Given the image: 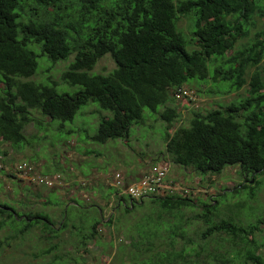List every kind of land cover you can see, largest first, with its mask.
<instances>
[{
    "label": "trees",
    "instance_id": "1",
    "mask_svg": "<svg viewBox=\"0 0 264 264\" xmlns=\"http://www.w3.org/2000/svg\"><path fill=\"white\" fill-rule=\"evenodd\" d=\"M190 16L195 30L187 40L178 23ZM256 18L264 21V0H0V139L17 147L26 140L27 125L40 121L34 111L46 120L72 121L81 106L94 101L112 117L101 118L92 139L102 144L125 140L133 124L145 122L144 109L157 113L165 106L160 118L168 125L165 148L173 164L202 176L238 166L242 177L254 181L242 187L253 199L260 184L256 176L264 175V28L255 29ZM194 42L196 48L188 51ZM105 55L116 68L108 75L89 73ZM70 56L74 60L62 79L80 86L76 93L59 94L54 82L23 80L35 75L38 59L57 63ZM192 80L235 90L247 86L248 93L206 114L193 112L188 126L170 135L179 113L168 103ZM125 197L116 195L117 214L108 218L96 201L84 199L82 206L73 199L65 204L58 224L48 215L19 213L3 204L0 218L7 220L2 218L0 226L10 222L13 238L18 237L16 229L24 234L35 226L57 238L43 253L53 254L48 264H86L80 253H88L87 245L100 240L99 227L119 225L126 242L118 247L109 243V264H193L190 257L217 235L234 246L222 257L224 264H264L256 239L264 218L249 224L231 216L215 221L207 210L197 216L205 225L202 246L187 239L182 223L162 217L163 212L174 217L192 207L189 197L132 202ZM103 199L110 202V194ZM138 209L144 214L140 227H127ZM17 223L25 225L18 228ZM65 231L67 239L62 237Z\"/></svg>",
    "mask_w": 264,
    "mask_h": 264
},
{
    "label": "rangeland",
    "instance_id": "2",
    "mask_svg": "<svg viewBox=\"0 0 264 264\" xmlns=\"http://www.w3.org/2000/svg\"><path fill=\"white\" fill-rule=\"evenodd\" d=\"M25 12L29 13V7L25 8ZM256 20L255 29H263L264 21L258 18ZM178 26L187 40H192L191 33L195 30L194 18L182 17ZM193 44L188 51L196 48L195 42ZM73 60L74 56H70L66 60L53 63L47 58H40L35 75L23 80L44 85H51L54 82L59 94L72 95L81 87L70 86L64 82L62 73ZM115 68L112 58L105 55L89 73L108 75ZM185 87L192 91V97L175 99L168 103L179 113L178 119L169 130L170 135L178 128L188 126L193 112L206 114L211 110L225 107L247 96L248 93L247 86L235 90L227 84L215 85L211 81L201 83L192 80ZM164 109L165 106H159L157 113L144 109L145 122L133 124L127 139L109 140L104 144L95 142L92 136L95 135L101 118L104 116L111 118L112 113L103 110L97 102L90 101L81 106L74 119L65 122L46 120L34 111V116L40 121L27 125L24 142L14 147L0 139V205L12 206L19 213L45 214L58 224L65 204H71V200L78 199V203L85 206V202L90 199L102 205L103 216L108 218L117 214L116 193L110 185L114 172H121L126 181H130L138 174L148 171L152 165L163 164L169 168V179L177 186L187 189L189 194L184 197H189L194 203L192 207L182 208L174 217L165 212L162 213V217L169 223H182L186 229L187 239L194 243L204 245L201 233L205 225L197 216L207 213V210H210V215L215 221L231 216L244 224H249L264 218V175L256 176L260 184L256 196L250 199L249 189L242 187L254 185V181L251 180V176L242 177L238 166L226 167L220 174L202 176L189 167L173 164L165 148V127L168 125L160 118V113ZM19 165L31 167V170L27 171L28 175L17 171ZM46 177H58L57 183H60L54 188H47L38 183L39 178ZM108 194L110 202L103 199ZM143 215V211L139 209L134 215H127L131 222L127 227L130 228L131 225L140 227L139 222ZM2 218L7 220L6 216ZM17 224L18 228L25 225ZM119 228L120 225L111 228L99 227L100 240L87 245L88 253L85 251L80 253L86 264L112 262L113 255L108 256L107 253L113 252L109 243L112 242L118 247L120 243L126 242ZM16 230L18 237L13 238L12 235L15 233L10 222L0 226V264H48L53 254L46 256L43 253L51 245L58 243V239L55 237L51 239L48 234L41 233L42 230L38 226L24 234H19V229ZM67 235L68 231H65L62 237L67 239ZM256 239L260 244L259 253L264 258V224L262 232ZM177 240L179 243L182 241L181 238ZM208 240L210 243L204 251L190 257L192 263L224 264L222 257L228 251H233V244L229 239L223 240L219 235L209 237ZM99 241H102L101 246L98 244ZM80 264L84 262L81 261Z\"/></svg>",
    "mask_w": 264,
    "mask_h": 264
},
{
    "label": "built area",
    "instance_id": "3",
    "mask_svg": "<svg viewBox=\"0 0 264 264\" xmlns=\"http://www.w3.org/2000/svg\"><path fill=\"white\" fill-rule=\"evenodd\" d=\"M175 97L178 100H183L192 97V93L186 88H180L176 91ZM31 167L19 165L18 172H24L28 175ZM31 174V173H29ZM169 168L167 165L156 164L152 165L148 171L143 173L138 180L126 181L121 172H114L110 185L117 192V196H126L132 201H139L141 199L158 196L168 197L173 195L186 196L189 194L188 190L181 188L175 184L174 181L169 179ZM58 177L54 178H39L38 183L46 186L47 188H54L57 183Z\"/></svg>",
    "mask_w": 264,
    "mask_h": 264
},
{
    "label": "crops",
    "instance_id": "4",
    "mask_svg": "<svg viewBox=\"0 0 264 264\" xmlns=\"http://www.w3.org/2000/svg\"><path fill=\"white\" fill-rule=\"evenodd\" d=\"M138 177H139V174H138ZM131 180H134V181H135V180H136V178H134V179H131Z\"/></svg>",
    "mask_w": 264,
    "mask_h": 264
}]
</instances>
